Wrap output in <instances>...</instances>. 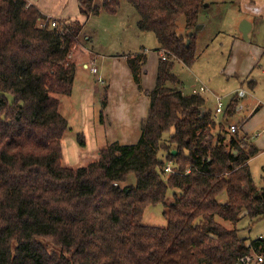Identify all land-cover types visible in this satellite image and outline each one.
I'll return each instance as SVG.
<instances>
[{
	"label": "trees",
	"instance_id": "trees-1",
	"mask_svg": "<svg viewBox=\"0 0 264 264\" xmlns=\"http://www.w3.org/2000/svg\"><path fill=\"white\" fill-rule=\"evenodd\" d=\"M208 1L77 0L85 19L116 15L128 3L138 31L153 34L165 60L153 90L144 91L145 52L123 55L149 101L139 140L105 145L93 162L74 168L63 163L68 122L58 97L72 93L69 59L83 24L58 21L51 29L35 6L0 0V264H247L251 250L264 251V236L247 242L216 221L264 220V185L256 187L249 169L258 149L239 128L225 127L237 95L217 122L202 97L182 94L172 72L176 62L194 64ZM76 143L85 146L82 133ZM157 204L168 208L166 226L142 225L144 209Z\"/></svg>",
	"mask_w": 264,
	"mask_h": 264
},
{
	"label": "rangeland",
	"instance_id": "rangeland-1",
	"mask_svg": "<svg viewBox=\"0 0 264 264\" xmlns=\"http://www.w3.org/2000/svg\"><path fill=\"white\" fill-rule=\"evenodd\" d=\"M208 2H211L209 7L202 10L198 18V24L202 22L204 27L201 31L195 32L196 60L194 64L191 67H184L176 62L172 72L181 80L184 95H191V89L197 84L205 88V92L202 94L207 100V108L213 109L215 98L218 97L224 111L233 95L237 94L240 97L238 99L240 107L237 108L225 127L231 132L230 127L235 124L239 128L240 134L248 135L253 143L256 142L258 154L249 161V169L254 184L259 188L264 184L261 179V168L264 166V0H258L254 4L250 0H209ZM62 10L57 11L56 9V13L70 12V10ZM103 17H106L107 20H101L103 18L93 20L94 22H90L85 28V31H89L93 38L92 42L97 53L128 52L127 55H129L130 51L128 50L136 52L141 45L146 50L148 62L154 58L156 52L154 50L158 45L153 34L137 32L138 34L133 36L135 37L134 41L131 42L130 38L124 35H118L121 40L116 41L113 35H108V31H106L110 20L116 23L124 21L125 26L127 23H133L137 20L136 12L128 3H121L117 15L103 14ZM244 21L253 25L248 41H245L239 32L240 25ZM92 30L96 31L92 33ZM130 33L133 35L135 30L130 31ZM178 34L185 35L182 18L178 21ZM69 60L71 61V59ZM77 71L74 72L73 80L76 73L75 82L79 90L80 87H84L89 82L103 87V84L99 82L97 73L91 74L89 70L83 71L80 66L77 67ZM246 77L247 79H245ZM103 78L105 79V75ZM250 81H254L253 88L248 86ZM252 83L250 82V84ZM180 86L178 87L180 88ZM77 87L74 93L75 98L72 99L78 108L69 104V97H58L60 101L58 111L68 120V130L63 138L67 148L68 141L72 142L75 150L80 148L76 143V135L81 132V127H79L81 116L86 114L85 107L79 103L81 100L77 95L79 93ZM8 99L10 101V96ZM95 113L98 123L99 110L97 108ZM221 117L216 121L219 122ZM94 160L95 158H92L89 162L82 164L84 161L80 163L82 165H79L86 166ZM170 197L171 191H168L166 203L171 202L168 201ZM218 201L220 203L226 202V195L222 194ZM167 211L166 205L147 206L144 209L141 224L163 228L167 224L164 216ZM216 221L227 230L236 229L238 237L246 239L247 242L264 236V220L250 223L247 218H244L236 225L219 219Z\"/></svg>",
	"mask_w": 264,
	"mask_h": 264
},
{
	"label": "crops",
	"instance_id": "crops-1",
	"mask_svg": "<svg viewBox=\"0 0 264 264\" xmlns=\"http://www.w3.org/2000/svg\"><path fill=\"white\" fill-rule=\"evenodd\" d=\"M24 1L28 5L35 6L39 10V12L46 18L56 19L58 21L77 20L78 22L83 24V29L78 38V43L74 48L73 53L70 56V59L75 64L76 71L78 66H80L83 71L88 70L85 68L86 65L93 66L96 69L99 82L103 84L102 87L100 85H97L96 83L89 82L86 83L84 87H80L79 90L75 82L76 81L75 79L76 73H75L72 93L70 96L67 97H69L70 100L69 104L72 105V107L75 106L78 108V105L76 104L74 99H72L75 98L74 93L77 87V91L79 90V93H77V95L81 100V102L79 103L82 104L86 109V114H84V116H81V124L79 125V127H81L80 133H82L84 136L85 146L83 148L80 147L79 149L75 150L73 149L72 142L67 141L68 143V148H67L65 139L63 138L61 141L63 148V163L67 166L76 168L82 164L89 162L92 158L96 159L99 150L105 145H110L114 142L120 145L135 144L139 140L141 134L140 133L141 122L146 118L148 113L149 101L147 96H145L144 94L138 91L135 83L133 82L130 69L126 63V58L124 56L120 57V55H127L128 52H120L114 54H106L101 52L97 53V51L95 50V45L92 42L93 38L92 36H90V32L85 31L86 26L89 25L90 22H94L93 20H100L99 18H103L101 20H107L105 19L106 17H103V14L106 15V13H101L97 17H90L88 19H85L79 14L77 0H24ZM256 1L258 0H250L252 4L256 3ZM210 3L211 2H209V5ZM56 9L57 11H60V9H63L62 11H64L66 9V10H70V12H66L65 14L59 12L58 14V12L56 13ZM119 11L117 12V14L119 13ZM136 22L137 20H135L133 23H127L125 26L124 21H122L121 23H116L110 20V24H108V28L106 31H108V35H113L116 41L121 40V37H118V35H124V36H128L130 38V41L133 42L135 39V37L133 36L134 35L136 36V34H138L137 32H139L137 29ZM203 27H204L203 23L200 22L198 24L197 31H201ZM118 28L120 29L118 30ZM252 29H253V25L250 24V30L247 36L248 40H249V35L252 32ZM133 30H135V33L131 35L130 31ZM95 31L96 30H92V33ZM140 34H145V33L140 32ZM156 49L154 51H156ZM128 51H130L129 55L136 54L141 51L145 52L146 61L142 68L144 73L141 77V87L144 91L153 90L155 86L158 61L160 58L159 52L156 51L154 53V58H151L150 61L148 62L147 53L143 46L140 45L137 48L136 52L134 50H128ZM101 75L102 77H104L105 75V79L104 78L102 79ZM175 76L179 80V85H181L179 90L182 92V82L177 75ZM245 79H247V77ZM250 82L253 83L250 84ZM250 82L248 86L250 88H253L254 81H250ZM200 88H203L204 90L200 91ZM204 92H205V88L203 86H199L198 84L191 89V95L197 94L200 97H202L205 102V107L207 108V102H206L207 100L202 94ZM104 97L106 104L104 108L101 109V101L103 100ZM237 97L238 99H240L238 95ZM215 107H216V102L214 104L213 109L211 108H207V109H209V111L213 113ZM238 107H240V104H238L237 108ZM96 108L97 110H99V112L101 111L102 113V123L100 122L97 123L96 121V117H95ZM234 126L238 128V126H236L235 124ZM247 137L249 139L251 138L248 135ZM253 145L257 148L256 142L253 143ZM66 149H68V152H66ZM69 155L70 158H68ZM263 168L264 166L261 169L263 170ZM262 177H263V171H262Z\"/></svg>",
	"mask_w": 264,
	"mask_h": 264
},
{
	"label": "built area",
	"instance_id": "built-area-1",
	"mask_svg": "<svg viewBox=\"0 0 264 264\" xmlns=\"http://www.w3.org/2000/svg\"><path fill=\"white\" fill-rule=\"evenodd\" d=\"M50 19L51 20L48 22L49 28H51V29L58 28L59 27L58 20L52 19V18H50ZM42 25H44L43 22L41 23V26ZM160 58L162 60H165V54L163 52L160 53ZM85 68L88 69L92 74L96 73V69L91 65H86ZM203 90H204L203 88H200V91H203ZM215 102H216V107H215V110L213 112L212 117L216 121L222 115L223 109H222V105L220 102V98L217 97L215 99ZM230 128H231V130H234L236 127L231 126ZM165 171L168 174L172 173V170H171L169 165H167V167L165 168ZM247 264H264V251H262V250L260 251V248H258V250H255V249L251 250L250 261L247 262Z\"/></svg>",
	"mask_w": 264,
	"mask_h": 264
},
{
	"label": "water",
	"instance_id": "water-1",
	"mask_svg": "<svg viewBox=\"0 0 264 264\" xmlns=\"http://www.w3.org/2000/svg\"><path fill=\"white\" fill-rule=\"evenodd\" d=\"M204 7H208V4H205ZM198 30V28H196V31ZM250 30V24L247 23V22H242V24L240 25V29H239V32L241 33L242 35V38L245 40V41H248V32ZM191 34H189L190 36ZM189 44V41L186 42V46H188ZM173 154L175 155V152H173Z\"/></svg>",
	"mask_w": 264,
	"mask_h": 264
}]
</instances>
